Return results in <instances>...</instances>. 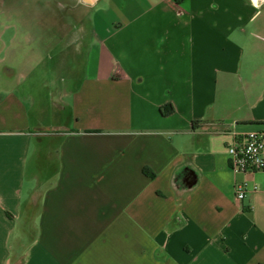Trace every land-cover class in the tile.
Returning a JSON list of instances; mask_svg holds the SVG:
<instances>
[{"label":"crops","instance_id":"1","mask_svg":"<svg viewBox=\"0 0 264 264\" xmlns=\"http://www.w3.org/2000/svg\"><path fill=\"white\" fill-rule=\"evenodd\" d=\"M5 2L0 264H264V174L226 152L264 125V0Z\"/></svg>","mask_w":264,"mask_h":264},{"label":"built area","instance_id":"2","mask_svg":"<svg viewBox=\"0 0 264 264\" xmlns=\"http://www.w3.org/2000/svg\"><path fill=\"white\" fill-rule=\"evenodd\" d=\"M231 136L226 152L233 174H264V125L245 133L231 132ZM232 191L236 200L243 201L249 192L258 191V187L247 180H237Z\"/></svg>","mask_w":264,"mask_h":264},{"label":"rangeland","instance_id":"3","mask_svg":"<svg viewBox=\"0 0 264 264\" xmlns=\"http://www.w3.org/2000/svg\"><path fill=\"white\" fill-rule=\"evenodd\" d=\"M12 1V0H11ZM14 2H20L19 5L18 4H13L12 2H5L4 3V9L5 10H10V11H13L14 14L20 16L19 18V21L15 24H17L19 27H25V26H32L33 24V20L31 18H34V17H37L35 19V27L36 26H42V22H41V19L43 18V9L42 7L39 9V5L37 7H34L33 5V2L34 1H38V0H13ZM41 1H46V0H41ZM59 4L61 3L62 4V13L65 14V9L66 7L64 6L65 4H67L68 6V13L71 14V13H80L82 14V11L81 10H76L75 9H70L72 5L76 4L77 3V0H58ZM59 4H58V7H59ZM79 5V4H78ZM59 8H58V11L57 12H54V15H59ZM39 19V20H38ZM15 72L17 75H22V74H29V72L23 70V67H17L15 68ZM50 74L48 73H44L43 69L41 68H35V69H32L31 70V73L29 74V82L30 81H33L34 79L36 78H39V77H48ZM21 78V77H20ZM22 85V84H21ZM30 85V83L28 84ZM38 84L34 85V88L37 87ZM41 91V90H40Z\"/></svg>","mask_w":264,"mask_h":264},{"label":"trees","instance_id":"4","mask_svg":"<svg viewBox=\"0 0 264 264\" xmlns=\"http://www.w3.org/2000/svg\"><path fill=\"white\" fill-rule=\"evenodd\" d=\"M176 1H178V0H176ZM143 173H144L145 175L149 176L150 178H152V177L154 176L153 173H148L147 171H144Z\"/></svg>","mask_w":264,"mask_h":264}]
</instances>
